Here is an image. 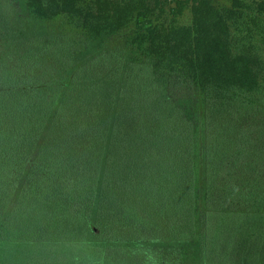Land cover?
Listing matches in <instances>:
<instances>
[{"label":"trees","instance_id":"16d2710c","mask_svg":"<svg viewBox=\"0 0 264 264\" xmlns=\"http://www.w3.org/2000/svg\"><path fill=\"white\" fill-rule=\"evenodd\" d=\"M0 248L264 264V0H0Z\"/></svg>","mask_w":264,"mask_h":264},{"label":"rangeland","instance_id":"374dc122","mask_svg":"<svg viewBox=\"0 0 264 264\" xmlns=\"http://www.w3.org/2000/svg\"><path fill=\"white\" fill-rule=\"evenodd\" d=\"M188 17V12L186 11L185 13H184V16H183V21H186V18ZM0 251H1V248H0Z\"/></svg>","mask_w":264,"mask_h":264}]
</instances>
